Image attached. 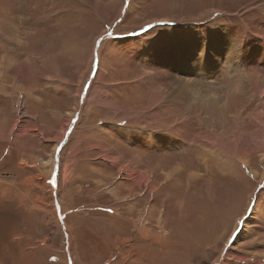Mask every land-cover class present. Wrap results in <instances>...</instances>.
I'll return each mask as SVG.
<instances>
[{
    "label": "rangeland",
    "instance_id": "rangeland-1",
    "mask_svg": "<svg viewBox=\"0 0 264 264\" xmlns=\"http://www.w3.org/2000/svg\"><path fill=\"white\" fill-rule=\"evenodd\" d=\"M263 75L264 0H0V264H264Z\"/></svg>",
    "mask_w": 264,
    "mask_h": 264
},
{
    "label": "bare ground",
    "instance_id": "bare-ground-1",
    "mask_svg": "<svg viewBox=\"0 0 264 264\" xmlns=\"http://www.w3.org/2000/svg\"><path fill=\"white\" fill-rule=\"evenodd\" d=\"M102 8V7H101ZM9 23V22H8ZM78 44V43H77ZM49 46V45H48ZM23 47V46H22ZM43 49V51L45 50L44 48H42ZM5 59V58H4ZM23 67V66H22ZM14 69V68H13ZM254 75H256V73H253V74H251L250 76L251 77H254ZM261 76V75H260ZM264 76V75H263ZM242 80V79H241ZM240 80V81H241ZM174 86V85H173ZM170 88H172V86L170 87ZM193 91H194V93H195V95L198 97V94H196L197 93V89L196 88H191ZM181 89H179V91H180ZM173 91V90H172ZM189 91V90H188ZM181 93V92H180ZM193 93V92H192ZM193 93V94H194ZM182 94V93H181ZM206 94V93H205ZM258 94V93H257ZM180 95V94H179ZM200 95H204V94H201L200 93ZM199 95V96H200ZM207 95V94H206ZM214 95V94H213ZM216 96H217V93H216ZM173 97V96H172ZM205 97H207V96H205ZM204 97V98H205ZM212 97V96H211ZM252 97V96H251ZM202 98V97H201ZM203 98V99H204ZM208 98V97H207ZM209 98H210V96H209ZM199 98H197L196 99V101L198 100ZM221 99V98H220ZM176 100V99H175ZM167 101H168V99H167ZM170 101V100H169ZM181 101V100H180ZM258 101V100H257ZM176 102H178V101H176ZM217 102H218V100H217ZM193 103V102H192ZM195 103V102H194ZM212 103V102H211ZM259 103V102H258ZM172 104H173V102H172ZM175 104V103H174ZM203 104V103H202ZM210 104V103H209ZM219 104H220V102H219ZM153 105H154V103H152L151 105H149L148 107H151V108H154L153 107ZM156 105V104H155ZM261 105V104H260ZM260 105H257V108H259L260 110H261V108H260ZM109 106H111V104L109 105ZM213 106V105H212ZM216 106V105H215ZM242 106V105H241ZM256 106V105H255ZM217 107V106H216ZM219 107V106H218ZM182 108V107H181ZM210 108V107H209ZM263 108V107H262ZM204 109V108H203ZM238 109V108H237ZM201 110V109H200ZM244 110V109H243ZM260 110H258V109H256L255 111H251L248 115L249 116H247V117H253L252 115L255 113L256 115H260L261 114V111ZM237 111V110H236ZM235 112V111H234ZM166 113V112H165ZM171 114V113H170ZM199 114V113H198ZM172 115V114H171ZM263 115V114H262ZM200 117V116H199ZM262 117V116H261ZM233 118H234V120H235V122L236 121H239V120H243V118H242V112H241V109L239 110V111H237V113H234V115H233ZM200 119H201V117H200ZM120 120V119H119ZM123 120V119H122ZM262 120V119H261ZM199 122V121H198ZM179 123V122H178ZM151 124H148V126H150ZM153 125H156L157 127H162V126H165V123H163V122H155V124H153ZM167 129H170L172 132L174 131L175 132V130H176V128H177V126L174 124V125H170V126H168V125H166L165 126ZM217 128V127H216ZM165 129V128H164ZM219 129V128H218ZM177 133L176 134H178V130L176 131ZM230 133V132H229ZM226 136V135H225ZM204 138V137H203ZM202 141V140H201ZM204 143V142H203ZM205 144V143H204ZM213 144V143H212ZM241 160V159H240ZM239 162V161H238ZM245 165V164H244ZM249 169V168H248ZM176 170H177V168H176ZM251 170L252 169H249V171H250V173H252V175L253 176H255V179H256V177H257V172H255V171H253V172H251ZM139 175V174H138ZM193 179V178H192ZM139 183H140V181H139ZM144 184V183H143ZM151 185V184H150ZM147 186V185H146ZM136 187V186H135ZM134 187V188H135ZM150 187V186H149ZM134 190V189H133ZM179 205V204H178ZM167 220V219H166ZM162 224V223H161Z\"/></svg>",
    "mask_w": 264,
    "mask_h": 264
},
{
    "label": "snow or ice",
    "instance_id": "snow-or-ice-1",
    "mask_svg": "<svg viewBox=\"0 0 264 264\" xmlns=\"http://www.w3.org/2000/svg\"><path fill=\"white\" fill-rule=\"evenodd\" d=\"M104 43V37H100L97 41H96V45L97 46H99V45H101V44H103ZM51 183H55V180H53V181H50ZM262 190H264V189H262ZM109 211H111V209H109Z\"/></svg>",
    "mask_w": 264,
    "mask_h": 264
}]
</instances>
